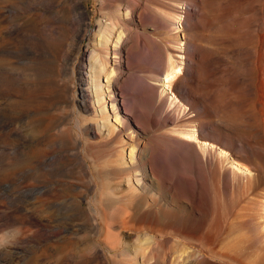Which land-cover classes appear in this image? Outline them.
Returning <instances> with one entry per match:
<instances>
[{
    "label": "rangeland",
    "instance_id": "rangeland-1",
    "mask_svg": "<svg viewBox=\"0 0 264 264\" xmlns=\"http://www.w3.org/2000/svg\"><path fill=\"white\" fill-rule=\"evenodd\" d=\"M76 1L89 14L92 28L99 29L106 20L108 9L103 3L107 0ZM217 1L218 7L212 10L215 18L211 19L217 21L195 29L182 27L178 35L180 40L197 36L202 47L223 59L220 69L229 68L228 76L220 78L219 69L194 84L198 95H192V101L197 107L194 111L187 108L189 115L179 112L172 103L170 90L152 99L147 93L152 86L147 85L136 103L144 113L151 114L149 123L142 129L130 119L125 124L134 131L142 151L151 148L158 138L164 148L170 149L163 138L180 130L182 124L197 128L209 123L212 128L206 131L207 137L229 141L236 158L256 168L255 177L239 178L232 173L230 162L220 159L216 152L193 146L167 163L172 177L166 176L160 183L152 181L151 185L149 166L131 176L123 169L130 164L131 143L124 146L128 138L124 134L109 136L113 128H121L108 98L110 89L118 97L119 88H108L104 75L93 76L90 84L96 115L82 103L79 64L83 58L89 62V55L85 56L88 40L65 38L38 27L39 20H51V25L69 20L67 0H0V12L5 14L0 20H21L28 37L0 41V264H149L151 258V264H171L165 262L169 254L177 255L180 264L187 258L183 256L185 249L201 251L203 260L213 264H264V237L259 238L258 216L253 215L254 224H243L254 213V202L264 198V137H253L250 120L254 117L263 125L264 74L260 64L252 69L250 63L251 49L261 50L262 32L257 30L251 38L244 28L249 20L243 15L264 20V0L255 1L254 15L246 13L242 0ZM192 2L143 0L142 9L162 17L173 16L176 10L182 15ZM114 3L118 4L116 0ZM238 4L239 9L235 8ZM70 6V20H81V8L76 2ZM116 7L109 9L114 11ZM257 7L263 8L261 16ZM120 11L126 16L125 9ZM36 29L39 57L36 62L28 57L24 64H15L20 72L15 76L6 67L13 61L8 53L15 49L14 44L30 45L34 40L28 35ZM140 31L170 46H183V41H175L160 21L147 23ZM105 32L110 33L108 29ZM177 51L175 54L181 56ZM106 58L109 63L105 65L111 70L113 54H106ZM120 59L127 79L148 74L152 68L144 65L136 72ZM97 64L103 67L104 62L99 60ZM231 68L241 72L239 89L246 93H236L230 87ZM240 99L247 104V112L243 118L234 117L228 127L220 119L230 113L229 107L233 109L238 102L241 106ZM188 117L197 120L185 122ZM98 125L106 129L99 137L94 134ZM68 134L73 136L71 143L64 141ZM246 143L252 151L241 147ZM183 172L189 180L178 179ZM224 175L227 181L222 179L218 184L217 178ZM215 195L219 196L226 226L217 241H205L199 221L206 218L203 229H207L215 215L210 205ZM77 200L81 202L76 204ZM154 200L158 205L150 210L147 207L155 205ZM146 219L157 221L156 225L146 228ZM187 231L193 237H187ZM238 236L237 245L232 247L230 240ZM146 237L156 243L151 257L145 260Z\"/></svg>",
    "mask_w": 264,
    "mask_h": 264
},
{
    "label": "bare ground",
    "instance_id": "bare-ground-1",
    "mask_svg": "<svg viewBox=\"0 0 264 264\" xmlns=\"http://www.w3.org/2000/svg\"><path fill=\"white\" fill-rule=\"evenodd\" d=\"M116 1L118 4H115L114 0H107V2L103 3L104 8L108 9V11L106 13V20L98 25L99 29L92 28L93 22L90 20L89 14L83 10L81 2L76 0H67L69 5L67 6V17L69 20H60L59 25H51V20H39L38 27L41 28V31H50L58 35L61 33V35L65 36V38H78L81 41L86 38L88 40L85 56L89 55V62L86 63V59L83 58L79 64L81 82L80 91L82 103L85 104L87 108H90L95 115L97 111H95V107L93 105L95 102L93 101L91 92L90 79H92L93 76L101 77L104 75L107 78L105 80L108 88H119L118 97L117 95L115 97L112 94L113 91L110 89L108 98L112 104L114 117L116 118L115 121L119 124V126H121V128H113L114 130H111L109 136L118 137L124 134V137L128 138V141H125L124 146L131 143L130 164L128 163V166H124V168L122 167L124 170L129 171L128 176H131L133 173L134 175L135 173L138 175L137 172L140 170L139 168L147 169L149 166L152 173V177L150 179L148 178V180L151 181L150 184L152 185V181L160 183L164 177H172L171 166L167 163L169 161H176L180 154H185L188 148L196 146L201 148L203 151L216 152L220 159L226 163L230 162L229 165L232 173L239 176V178H246L247 180L253 179L255 177L254 174L256 173V168L251 164L240 162L236 158L234 146L229 141L220 139L216 140L212 137H207L206 131L212 128L209 123L197 128L182 124L180 130H177L175 133L173 132L174 134H169L163 138V141L171 146L170 149L164 148L158 138L151 148L142 151L139 148V144L135 141L136 135L134 131H132V129L127 127L125 124L126 120L130 119L134 122L136 127L142 129L144 125L146 126L149 123L151 114L148 112L144 113V109L136 103V100L139 98L141 92L146 90L147 85L152 86V89L147 91L148 96L152 99L157 98V95L163 96L167 94L168 90H170L171 95L173 96L171 101L174 105H176V108L179 109V112L189 115V111L186 110L187 108L193 111L195 110L194 108L197 106L192 101V95L198 94L193 85L202 81L205 75L213 74L214 71L219 70L223 59L220 56L213 55L211 51L202 47L197 41V36L195 35L192 37L186 36L184 40H180L178 30L182 27L183 29H186L187 27L195 29L217 21L211 19L215 18L214 14L212 15V10L214 7H218V1L193 0L192 3H189L191 4V7L183 11L182 15L177 12L178 10H176L173 13V16L168 15L165 17L142 9L143 0ZM255 1L257 0H242L244 10L247 7L246 13L250 14L256 8ZM74 2H76V5H78L82 10L80 13L81 20H70L72 17L70 5ZM259 3L262 4L260 1ZM118 5H122L123 7H119ZM114 6H117L116 10L111 11L109 8H113ZM35 8H39L38 5H36ZM121 8L125 9L126 16L121 14ZM235 8L239 9V4ZM257 8L256 12L259 15L261 13L263 14V8ZM254 13L255 12L252 14L254 15ZM4 15V12L1 11L0 19H2ZM252 17L248 19L247 16L243 15L245 20H249L248 24L244 26L247 33L251 38L255 37V32H257V30H260L262 33L260 38L261 50L260 52H256L257 50H255L254 47L251 49L253 51V59L250 63L252 69L260 64V71L263 75L264 20H255ZM262 17H264V15ZM183 19L185 21H183ZM63 21L66 26L63 25ZM153 21H160L161 24L168 29L172 38L175 41H183L182 43L185 47L183 48L181 45L177 46V44L175 47L170 46L166 42H163V39H154L152 36L140 31L141 26ZM3 23L5 24L3 25ZM21 23H23L21 20H0V41L5 38L28 39L27 34H24L22 31L24 25ZM186 24H188V26ZM61 28H64V30L61 31ZM104 29H108L110 33H103ZM117 30H120V32L117 36H115V32ZM36 31L37 32L32 35H28L34 40L30 45L14 44L15 49L9 51L10 53L7 52L13 58V61H11L12 63L10 64H6V67H8L10 72L15 76L20 75V72H18L15 64H24L25 59L28 57H30L29 60L36 62L39 57V31L38 29H36ZM0 46L2 45L0 44ZM176 49H178L177 52L181 56H177L175 54ZM111 53L113 54V59L115 60L111 70H109L107 66L109 60L108 58L105 59V56L106 54ZM120 58L125 60L124 63H126L127 66H130V70H134L136 72L142 71V66L144 65H150L152 68L148 67V74H144L142 76H131L127 79L121 70L120 62L123 63V61ZM99 60H101L102 64L104 62L103 67L98 66L97 61ZM217 64L220 65L218 66ZM97 67L99 70L96 69ZM228 71L229 68L220 69V78L228 76ZM231 71L233 74L230 75V87L235 89L236 93H239L240 89L238 82L241 72L239 70L235 71L232 68ZM141 77H144V80H141ZM243 90L244 91H240L241 94L245 92V89ZM167 97L168 95H166V98H164L163 101H166ZM241 99H243V97ZM240 104L242 105L239 106V102L236 103V106H234L233 109L232 107H229L228 110L230 113L222 116L220 121L230 127L233 124L234 117L243 118L247 112L245 110L247 104L245 105L243 100H241ZM190 105H193V107ZM169 119L172 120L171 117ZM196 120V118L189 120L188 117L184 121L189 123V121L196 122ZM250 120L251 127L254 131L253 137L257 134L264 137V120L263 125H260L254 117H251ZM35 128L39 127L35 126ZM104 130L106 129L103 126L99 127L98 125V128H95L94 134L98 137L102 136L106 133ZM64 141L65 143H71L73 141V136L68 134L64 138ZM241 147H246L249 151H252L251 147L247 143L242 144ZM119 155L124 159V153L122 151ZM123 162H125V159ZM140 162L142 163L140 164ZM178 179L189 180L190 178L185 172H183L179 174ZM222 179L227 181V177L224 175L217 178L218 184L221 183ZM218 189H220V186ZM80 202L81 200H77L76 204H79ZM154 204L155 205L147 208L150 210L153 209L156 205H158V201L154 200ZM210 205L215 211V215L212 217L211 223L207 225V229H203L204 224H207L206 218L201 219L199 224L203 234L202 238L205 241H217L221 235V231L226 226L225 221L223 220V212L221 210V203L218 195H215L214 199L210 202ZM254 207V213L251 214L245 223L243 221V224H254L253 215L258 216L259 220L257 222V227L260 231L259 238H261V236L264 237V198L255 201ZM258 209H262L260 213H258ZM156 222L157 221H152L151 219H146V228H152L151 226L156 225ZM123 223L126 224L125 221ZM190 233L191 231L186 232L187 237H193V235H189ZM238 239L239 236L230 240L232 247L237 245ZM155 243L156 240H151L150 237H146L145 246L143 247V257L145 260L151 257V249ZM183 256L187 258H183L184 261L180 264H213L204 261L203 258L205 255L201 251L194 249H185L183 251ZM178 259L179 257L177 255L169 254L165 257V262L177 264ZM151 261L152 258L149 259L147 263L151 264Z\"/></svg>",
    "mask_w": 264,
    "mask_h": 264
}]
</instances>
